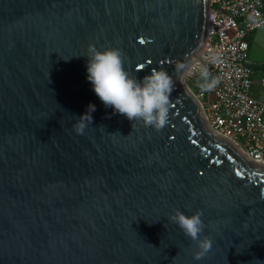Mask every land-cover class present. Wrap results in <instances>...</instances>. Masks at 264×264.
Listing matches in <instances>:
<instances>
[{
    "label": "water",
    "instance_id": "1",
    "mask_svg": "<svg viewBox=\"0 0 264 264\" xmlns=\"http://www.w3.org/2000/svg\"><path fill=\"white\" fill-rule=\"evenodd\" d=\"M208 16L209 0H0V264H264V165L208 129L176 71ZM90 45L137 78L169 72L162 129L104 106ZM176 210L201 213L202 259Z\"/></svg>",
    "mask_w": 264,
    "mask_h": 264
},
{
    "label": "built area",
    "instance_id": "2",
    "mask_svg": "<svg viewBox=\"0 0 264 264\" xmlns=\"http://www.w3.org/2000/svg\"><path fill=\"white\" fill-rule=\"evenodd\" d=\"M264 23V0H209L207 33L200 58L183 82L197 102L208 129L245 158L264 165V101L250 95L254 68L248 62L249 36ZM199 67L216 86L199 87ZM264 87V77L259 79Z\"/></svg>",
    "mask_w": 264,
    "mask_h": 264
},
{
    "label": "clouds",
    "instance_id": "3",
    "mask_svg": "<svg viewBox=\"0 0 264 264\" xmlns=\"http://www.w3.org/2000/svg\"><path fill=\"white\" fill-rule=\"evenodd\" d=\"M86 60V79L91 83L95 95L114 112L122 114L129 121H140L159 131L168 120L170 95L173 91V78L164 69L154 70L143 78H137L129 73L123 64L122 52L119 48L109 47L103 50L90 45ZM196 69L185 63H178L176 71L191 74ZM199 87L209 91L216 86L217 78L212 77L206 67H199ZM95 110L94 104L87 108ZM84 115V114H83ZM82 116V115H81ZM91 121L78 122L75 131L83 134L84 129ZM168 219L176 224L184 233L195 242L194 260L202 259L211 249L212 240L209 237L201 238L203 221L199 211L187 215L176 210Z\"/></svg>",
    "mask_w": 264,
    "mask_h": 264
},
{
    "label": "crops",
    "instance_id": "4",
    "mask_svg": "<svg viewBox=\"0 0 264 264\" xmlns=\"http://www.w3.org/2000/svg\"><path fill=\"white\" fill-rule=\"evenodd\" d=\"M248 44L247 59L254 68L251 92L254 97L262 100L264 87L259 85V79L264 77V23L249 36Z\"/></svg>",
    "mask_w": 264,
    "mask_h": 264
},
{
    "label": "rangeland",
    "instance_id": "5",
    "mask_svg": "<svg viewBox=\"0 0 264 264\" xmlns=\"http://www.w3.org/2000/svg\"><path fill=\"white\" fill-rule=\"evenodd\" d=\"M252 86H253V85H252ZM251 91H252V87H251V89H250V95H251L252 97H254ZM254 98H256V97H254ZM256 99H258V98H256ZM262 101H264V98L262 99Z\"/></svg>",
    "mask_w": 264,
    "mask_h": 264
}]
</instances>
